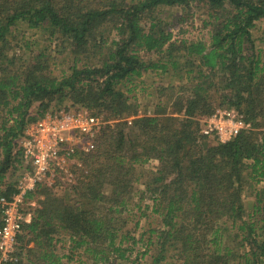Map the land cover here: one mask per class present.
<instances>
[{"label":"trees","instance_id":"16d2710c","mask_svg":"<svg viewBox=\"0 0 264 264\" xmlns=\"http://www.w3.org/2000/svg\"><path fill=\"white\" fill-rule=\"evenodd\" d=\"M190 3L210 10V39L171 42L154 12ZM262 18L264 0H0V196L14 192L24 129L45 111L72 103L113 120L92 150L72 155L81 162L63 193L44 182L27 193L30 220L16 260L3 264H65L56 250L64 238L95 264L125 258L123 213L140 177L161 222L150 230L156 251L148 264H264V55L252 32ZM21 26L68 50V71L53 72L51 44L34 51L25 43L26 60L12 53ZM149 71L185 81L159 91L154 113L139 114L129 93ZM214 96L250 128L226 142L202 134L197 117L214 111ZM151 159L156 167L144 169ZM249 180L262 185L246 213Z\"/></svg>","mask_w":264,"mask_h":264},{"label":"rangeland","instance_id":"374dc122","mask_svg":"<svg viewBox=\"0 0 264 264\" xmlns=\"http://www.w3.org/2000/svg\"><path fill=\"white\" fill-rule=\"evenodd\" d=\"M210 10L204 4H193L180 7L162 6L157 12H154L155 22H163L166 30L171 31V42L179 43L180 40L186 39H203L206 42L209 41V16ZM153 17L145 18L143 23L148 27V23ZM146 27V28H147ZM253 37L255 38V43L257 46L263 49L264 55V18L256 21L255 27L252 30ZM15 44V49L12 50L14 54H19L24 60L28 58L29 52L25 43H29L34 51H37V47L47 45L49 48V40H47L46 35L40 31L32 29H24L23 26L16 37L12 39ZM52 55L55 57L54 62H50L53 72L59 75L63 70L68 71V66L70 64L69 51L64 50L61 52V45L58 47L56 44L52 43L50 47ZM60 51L61 53H59ZM66 51V52H65ZM68 51V52H67ZM175 49L171 50V55L178 53L179 55L184 54L183 51H177ZM159 54H151V57L160 61H166L167 54L165 56ZM143 57L146 59L147 54ZM156 57V58H155ZM185 58V57H183ZM183 69H185L183 67ZM170 71L168 73L157 72V74L152 71L144 72L141 78L135 80V86L129 95L136 97L137 103L140 105L139 114H152L154 113V108L156 103L159 101V91L165 90L168 92V85L173 83L174 86H178L180 83L185 81L184 78H179L172 74ZM184 76V74H183ZM182 76V77H183ZM161 99V98H160ZM216 101L215 109L221 106L217 104V98L214 96ZM166 101V100H163ZM70 106H77L76 104H70ZM167 112H171L169 109ZM106 120H112L105 112H101ZM175 116L178 113H171ZM204 116H199L197 119L200 121ZM80 160L77 157L71 156L65 161H59V164H55L54 167L47 173L44 183L52 185L54 191L58 194L63 193L64 189L68 184L75 181L77 168L80 166ZM157 165L156 160L151 159L142 165L144 169H153ZM22 172V171H21ZM18 178V177H17ZM16 178V180H17ZM143 178L140 177L134 184L133 188V204L129 210L123 213L126 217L127 222L122 228V231L127 235V239L123 242V247L128 250L125 253V258H112L109 263L113 264H148L152 256L156 251L155 243L153 244L154 237L150 235V230L159 228L161 226L160 218L157 214L151 211V202L147 198L148 196H142L141 191L143 190L142 184ZM262 184H255L250 180L246 182L243 190V201L245 205L246 213H250V206L254 199V190L261 186ZM142 196V197H141ZM30 201V200H29ZM33 201V200H32ZM28 207V205H27ZM29 208V207H28ZM30 209V208H29ZM64 237V236H63ZM61 236V238H63ZM129 237H133L136 242H132ZM57 253L63 256L65 264H95L94 259L91 254H87L81 248L71 252L69 250L68 240L66 238L59 240L56 243ZM71 258L67 260L66 256ZM5 262H1L3 264ZM101 264V263H98Z\"/></svg>","mask_w":264,"mask_h":264},{"label":"built area","instance_id":"2783aa9c","mask_svg":"<svg viewBox=\"0 0 264 264\" xmlns=\"http://www.w3.org/2000/svg\"><path fill=\"white\" fill-rule=\"evenodd\" d=\"M112 121L82 106H68L45 111L26 125L20 140L25 168L15 182L14 192L9 197L0 196V263L16 260L17 237L22 225L30 220L28 207L34 204L27 199V193L44 182L60 160L65 161L76 151L92 150L102 128ZM200 122V132L219 142L230 141L250 128L234 107H218Z\"/></svg>","mask_w":264,"mask_h":264}]
</instances>
